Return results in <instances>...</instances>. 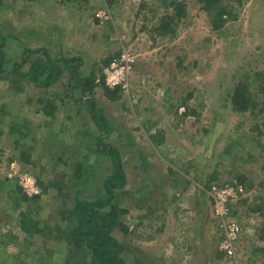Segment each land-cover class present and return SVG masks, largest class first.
<instances>
[{"label": "rangeland", "instance_id": "374dc122", "mask_svg": "<svg viewBox=\"0 0 264 264\" xmlns=\"http://www.w3.org/2000/svg\"><path fill=\"white\" fill-rule=\"evenodd\" d=\"M3 2L0 31L6 37L7 71L23 49L39 47L47 48L53 59H78L79 68L73 76L65 70L50 88L35 86L27 78L18 84L0 78V179L20 183L21 176L28 175L48 182L65 180L66 175L76 182L73 177L80 164L87 178L89 174L83 195L93 198L110 166L95 150L97 138H103L120 151L127 185L121 196L117 194L120 207L129 210L124 221L134 229L147 216L138 228L141 238L132 239L133 245L146 249L151 258L147 264H264V216L252 211L254 204L264 203V113L235 112L225 100L246 76L254 81L251 91L264 99L263 77L250 73H264V0H245L242 9L236 0H225L238 18L218 31L196 0ZM174 3H182L185 11L175 18L176 34L154 32L174 15ZM101 11H107V20L98 17ZM124 50L136 63L127 86H120V99L110 100L101 86L93 96L86 93L81 99L85 79L94 77L99 83ZM89 97L110 123V136L96 127ZM16 125L17 132L29 133L21 145H35L31 171L12 159L18 157L14 149L18 133L11 132ZM170 168L176 173L170 175ZM213 172L218 179L211 187L239 183L238 175L252 183L243 185L249 195L231 206V218L243 228L232 261L220 255L222 233L212 215L211 187L205 186ZM179 176L189 181L185 193L170 184ZM141 184L151 187L145 202L137 191ZM75 189L74 184L64 191ZM0 190V233H18L23 242L19 210L12 208L5 189ZM40 199L33 203L34 216L55 228L56 210L62 209L58 191L50 188ZM116 236L125 240L119 231ZM46 238L45 248L29 247L22 253L24 259L33 264L42 255L45 260L50 257L49 264H64L66 244L54 241L50 233ZM18 249L21 243L8 247L9 252ZM128 257V264L142 259L137 252Z\"/></svg>", "mask_w": 264, "mask_h": 264}, {"label": "trees", "instance_id": "16d2710c", "mask_svg": "<svg viewBox=\"0 0 264 264\" xmlns=\"http://www.w3.org/2000/svg\"><path fill=\"white\" fill-rule=\"evenodd\" d=\"M201 5L209 18L210 24L214 31L221 30L230 20H236L238 18V12L234 7L229 4H224L225 0H196ZM236 3L240 9L245 6V0H236ZM3 0H0V6H3ZM173 16L160 25L159 28H155L154 32L166 34L173 37L176 34L175 18L184 16V6L182 3H174ZM175 24V26H173ZM0 31V78L11 79L14 84H18L23 79H28L35 86L50 88L58 83L63 77L65 70H67L71 76L77 73L79 68V61L75 58H59L53 59L48 49L45 47H39L36 49L25 48L20 59L14 62L11 68L7 71L6 66V53L5 44L6 38ZM111 61L107 62L106 65ZM250 73L253 77L262 78L264 81V73L261 71L251 70ZM242 78V81L237 83L227 95L225 99L233 106L235 112H246L258 110L259 113H264V99L257 98L255 93L251 91V86L254 81L249 77ZM258 79H255L257 81ZM97 86H101L104 89L106 96L112 100L117 101L120 99L121 87L116 89H110L105 83V75L102 74L99 83H96L94 77L85 79V84L82 89L83 99L86 93L90 96L94 95V90ZM69 89H72L69 87ZM264 92V89L262 90ZM71 96V95H70ZM88 108L91 111V116L96 124V127L104 132L107 136H110L113 129L105 119V117L95 110V101L93 98H88ZM259 106L260 109H259ZM19 125L11 127V132L15 134ZM17 139L14 140V149L17 152V156L12 159H16L20 164L26 166L31 171L32 155L35 150V145H21V139L29 137V133L17 132ZM34 140V138H31ZM105 139L97 138L96 152L99 155L105 157L110 162L109 171L105 178L102 179L99 184V190L93 195V198H86L83 195L86 188H89V174L86 176L87 171L83 165H76L74 179L76 182L70 181L72 178L64 176L65 180L51 179L48 182L37 180L41 187V194L29 196L23 186L16 179L12 178L0 179V188L5 189L6 195L10 201L13 209L19 210L18 222L19 231L23 235V242H20V236L18 233L8 231L0 233V264H30L24 259L22 253L29 252V247L38 244L39 249L46 247L48 239L47 233H50L52 239L57 242H64L66 244V258L64 264H128V255L130 253H138L142 256V259H136L137 264H147L151 259L147 254L146 249L132 244L133 238H141L137 234L138 228L143 224L144 218H140L141 221L135 225L134 229H130L128 223L124 221L125 215L129 213L126 208L120 207L119 195L123 193L124 188L127 185V180L122 165L120 151L109 143H105ZM261 146V145H259ZM62 160V156L58 158ZM194 164L191 165V167ZM185 173L189 174L191 168L184 169ZM198 170V169H196ZM28 172V171H27ZM174 170L169 169V174L173 175ZM218 174L213 172L206 181V188H210L213 181L218 179ZM170 178V177H169ZM237 179L239 184L247 187H252V183L248 182V178L244 175H238ZM151 180H148L150 183ZM155 181V180H154ZM170 184L172 188L181 193L186 192L189 189V181L182 180L179 176L176 179H172ZM75 184V191L65 192V189L71 188ZM50 188H54L58 191L60 197L62 209H57L58 222L56 227L53 228L49 223L42 224V221L34 216L37 208L33 206V203H38L41 200L42 193H47ZM137 191L140 190L141 194L139 199L144 202L150 195V186L143 188L141 184L137 187ZM1 191V190H0ZM175 198V197H174ZM142 201V202H143ZM70 202V205L69 203ZM247 201H243L246 203ZM149 211L153 212L155 209L149 206ZM253 212H260L264 216V203L259 202L254 204ZM56 213V212H55ZM149 220V219H148ZM163 229V227H161ZM160 228V230H162ZM1 230V229H0ZM116 231H119L125 240H120L116 236ZM219 231V230H218ZM220 232V231H219ZM55 234V235H54ZM220 234V233H219ZM11 235V240H6ZM222 239V235L219 236V241ZM15 243L16 245L21 243V249L17 252H9V245ZM220 255H224L221 253ZM50 257L45 260L42 255L34 259L33 264H49ZM54 264V263H52ZM162 264V261L160 262Z\"/></svg>", "mask_w": 264, "mask_h": 264}, {"label": "built area", "instance_id": "2783aa9c", "mask_svg": "<svg viewBox=\"0 0 264 264\" xmlns=\"http://www.w3.org/2000/svg\"><path fill=\"white\" fill-rule=\"evenodd\" d=\"M100 19L107 20V11L98 14ZM136 63V58L129 51H123L120 57L114 60L105 72V83L109 88L115 89L127 86ZM15 166V165H13ZM20 184L29 196L41 194L37 181L28 175L21 176ZM213 203V218L222 233L219 250L228 261L235 259L237 245L243 232L242 225L231 218V206L246 198L249 193L243 185L233 182L225 185H213L209 190Z\"/></svg>", "mask_w": 264, "mask_h": 264}, {"label": "crops", "instance_id": "0c3cea01", "mask_svg": "<svg viewBox=\"0 0 264 264\" xmlns=\"http://www.w3.org/2000/svg\"><path fill=\"white\" fill-rule=\"evenodd\" d=\"M183 193H185V192H183ZM179 195V194H178ZM210 210H211V206H210Z\"/></svg>", "mask_w": 264, "mask_h": 264}]
</instances>
